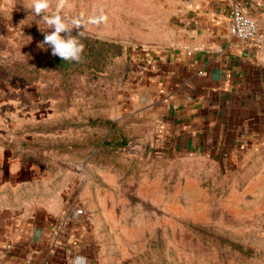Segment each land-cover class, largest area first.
<instances>
[{
	"label": "rangeland",
	"instance_id": "rangeland-1",
	"mask_svg": "<svg viewBox=\"0 0 264 264\" xmlns=\"http://www.w3.org/2000/svg\"><path fill=\"white\" fill-rule=\"evenodd\" d=\"M182 7L69 0V17H108L72 34L123 48L83 72L57 68L50 47H38L51 30L29 0H0V237L55 227L80 209L94 264H264V143L236 156L173 153L132 82L144 48L173 46ZM122 137L124 147L104 146Z\"/></svg>",
	"mask_w": 264,
	"mask_h": 264
},
{
	"label": "crops",
	"instance_id": "crops-1",
	"mask_svg": "<svg viewBox=\"0 0 264 264\" xmlns=\"http://www.w3.org/2000/svg\"><path fill=\"white\" fill-rule=\"evenodd\" d=\"M236 6L256 21L261 38L243 42L230 34ZM138 60L142 68L132 82L157 140L171 152L236 156L264 143V0H183L173 46ZM73 222L72 233L83 242L78 254L94 264L82 221ZM52 227L12 241L0 237V264H67L64 246L53 248L48 236Z\"/></svg>",
	"mask_w": 264,
	"mask_h": 264
},
{
	"label": "clouds",
	"instance_id": "clouds-1",
	"mask_svg": "<svg viewBox=\"0 0 264 264\" xmlns=\"http://www.w3.org/2000/svg\"><path fill=\"white\" fill-rule=\"evenodd\" d=\"M30 10L36 17L42 15V21L51 31L44 32V40L38 47L44 49V46L50 47L53 56L60 57L63 61H76L82 59L85 45L81 42V37L88 25H99L105 23L107 15L101 12L99 15L85 16L81 13L79 16H67L64 9L68 7L69 0H29ZM55 7V11L49 12V9ZM22 23V22H21ZM39 24V23H38ZM78 36L71 34L72 30L80 29ZM68 264H88V259L83 255H76L71 258Z\"/></svg>",
	"mask_w": 264,
	"mask_h": 264
},
{
	"label": "built area",
	"instance_id": "built-area-1",
	"mask_svg": "<svg viewBox=\"0 0 264 264\" xmlns=\"http://www.w3.org/2000/svg\"><path fill=\"white\" fill-rule=\"evenodd\" d=\"M230 34L237 40L252 42L261 38L258 24L241 6H236L227 22ZM143 53L148 54V49L144 48ZM83 210H77L74 219L62 220L60 224L50 230L49 237L53 241L54 247H63L67 254V261L77 255L81 246V239L75 232L72 233L73 220L83 217ZM49 264V262H45Z\"/></svg>",
	"mask_w": 264,
	"mask_h": 264
},
{
	"label": "trees",
	"instance_id": "trees-1",
	"mask_svg": "<svg viewBox=\"0 0 264 264\" xmlns=\"http://www.w3.org/2000/svg\"><path fill=\"white\" fill-rule=\"evenodd\" d=\"M72 34V33H71ZM73 36H78L77 34H72ZM81 42L85 45L84 53L82 54V59L79 62L76 61H63L60 57L54 56L53 63L59 69H71L73 71H85L87 69H102L104 61H112L123 55V48L117 44L100 41L98 39H91L86 37H81ZM51 49V48H50ZM100 67L98 68V66ZM97 65V66H94ZM10 74V73H9ZM11 75V74H10ZM91 124L95 126H110L111 130L114 131L116 125L110 120H96L91 121ZM128 139L122 137L119 143H105L109 145L111 150L117 149L119 147H124L127 145Z\"/></svg>",
	"mask_w": 264,
	"mask_h": 264
}]
</instances>
